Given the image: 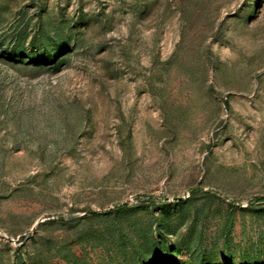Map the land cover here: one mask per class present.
<instances>
[{"label":"rangeland","instance_id":"obj_1","mask_svg":"<svg viewBox=\"0 0 264 264\" xmlns=\"http://www.w3.org/2000/svg\"><path fill=\"white\" fill-rule=\"evenodd\" d=\"M0 264H264V0H0Z\"/></svg>","mask_w":264,"mask_h":264}]
</instances>
